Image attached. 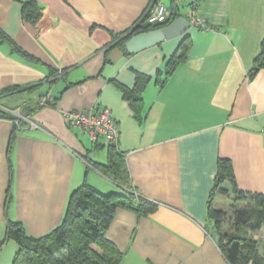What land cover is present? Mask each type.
<instances>
[{
  "label": "crops",
  "instance_id": "1",
  "mask_svg": "<svg viewBox=\"0 0 264 264\" xmlns=\"http://www.w3.org/2000/svg\"><path fill=\"white\" fill-rule=\"evenodd\" d=\"M26 1L0 0V31L36 60L25 62L0 41V109L29 113L17 131L0 118V264H11L17 250L3 242L6 220L39 238L61 224L82 183L127 194L88 165L105 164L108 144L68 125L65 114L87 109L110 112L131 188L157 206L146 217L116 210L104 237L123 255L120 264H228L206 231L208 199L219 159L230 162L240 191L264 195V69L248 79L264 36V0L201 2L195 15L213 30L190 26L188 58L163 87L157 72L178 38L128 55L109 49L153 0H33L41 8L36 23L22 18ZM157 1L189 24L190 0ZM137 75L150 81L135 118L114 82L131 89ZM225 199L216 197L214 208L226 212ZM253 240L264 259V242Z\"/></svg>",
  "mask_w": 264,
  "mask_h": 264
},
{
  "label": "trees",
  "instance_id": "2",
  "mask_svg": "<svg viewBox=\"0 0 264 264\" xmlns=\"http://www.w3.org/2000/svg\"><path fill=\"white\" fill-rule=\"evenodd\" d=\"M21 15L25 21L36 23L41 17V8L33 0L26 1L23 3ZM179 17L180 15L172 10L169 19L160 25L145 24L142 19L131 30L113 36L109 49H119L123 54L128 55L125 43L130 38L150 30L164 28ZM178 39L179 45L165 62L164 71L157 72L155 83L159 87H163L176 67L188 58L191 47L190 37L186 34ZM0 41L8 45L12 55L30 64L36 63L34 58L16 46L2 31H0ZM262 69H264V36L260 41L259 52L253 59V66L248 72V79L253 78ZM149 81V77L137 75L131 89L114 82L121 90L122 98L135 118L139 117L142 105L141 94ZM4 94L6 91H0V96ZM18 113L19 116L14 112L0 109V118L10 119L14 130L17 131L23 128V118L29 115L26 111L23 115L19 110ZM88 165L119 187L126 189L127 194H104L89 184L82 183L70 193L61 224L49 234L39 238L29 237L21 224L6 220L3 242L11 241L17 246L11 264H120L123 255L104 237V232L116 210H132L138 216L146 217L154 213L157 206L140 197L131 188L124 167L123 153L116 145H108L105 164L88 161ZM226 182L230 185L229 190L225 186ZM229 194L232 195L229 218L231 231L222 233L226 216L224 212L214 208L213 202L216 197H228ZM207 219L206 231L214 237L216 246L228 264H264V259L258 254L256 241L248 235L249 232H255L264 225V195L240 191L235 184L231 164L227 159L218 161L215 186L208 199Z\"/></svg>",
  "mask_w": 264,
  "mask_h": 264
},
{
  "label": "built area",
  "instance_id": "3",
  "mask_svg": "<svg viewBox=\"0 0 264 264\" xmlns=\"http://www.w3.org/2000/svg\"><path fill=\"white\" fill-rule=\"evenodd\" d=\"M204 0H190V13L188 16L189 25L201 30L212 31L213 28L195 15V8ZM183 0H173L174 5L179 6ZM170 17L167 8L157 0H153L152 4L147 8L144 14V23L149 25H160L165 23ZM51 101V98H45L41 105L45 106ZM19 116L18 112H14ZM68 125L84 132L92 142H103L105 144H113L117 146L119 131L117 124L111 117L108 110L95 111L93 109L82 110L78 112H70L65 114ZM264 134V130H263Z\"/></svg>",
  "mask_w": 264,
  "mask_h": 264
},
{
  "label": "water",
  "instance_id": "4",
  "mask_svg": "<svg viewBox=\"0 0 264 264\" xmlns=\"http://www.w3.org/2000/svg\"><path fill=\"white\" fill-rule=\"evenodd\" d=\"M189 29L190 25L188 22L180 16L164 28L150 30L133 36L125 43V49L128 54H134L165 41L181 38L187 34Z\"/></svg>",
  "mask_w": 264,
  "mask_h": 264
},
{
  "label": "rangeland",
  "instance_id": "5",
  "mask_svg": "<svg viewBox=\"0 0 264 264\" xmlns=\"http://www.w3.org/2000/svg\"><path fill=\"white\" fill-rule=\"evenodd\" d=\"M99 154H100V151H94L91 157H96L97 158ZM229 196H231V199H232V195L229 194ZM222 204L223 205H221L220 207L226 211V212H224L225 213V216H226L224 219H226V220L223 221V225H222L221 232L222 233H230L231 229L229 227V225H230V221H229L230 219L229 218H230V215H231V205H232V201L231 200L228 201L227 199H225ZM253 234H254L253 232H249L248 233L249 237H251L252 239L253 238L254 239L255 238H259L261 242H264V227L262 228L261 234L257 235L258 237H255V236L253 237ZM262 252L263 251L260 248V253H262Z\"/></svg>",
  "mask_w": 264,
  "mask_h": 264
},
{
  "label": "flooded vegetation",
  "instance_id": "6",
  "mask_svg": "<svg viewBox=\"0 0 264 264\" xmlns=\"http://www.w3.org/2000/svg\"><path fill=\"white\" fill-rule=\"evenodd\" d=\"M19 114V113H18Z\"/></svg>",
  "mask_w": 264,
  "mask_h": 264
}]
</instances>
